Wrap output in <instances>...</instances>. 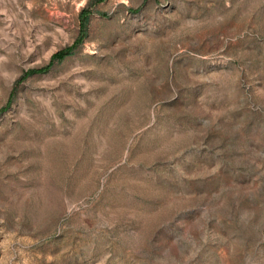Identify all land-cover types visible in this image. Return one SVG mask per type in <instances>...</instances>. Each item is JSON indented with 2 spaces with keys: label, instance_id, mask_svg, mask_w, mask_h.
I'll return each mask as SVG.
<instances>
[{
  "label": "rangeland",
  "instance_id": "rangeland-1",
  "mask_svg": "<svg viewBox=\"0 0 264 264\" xmlns=\"http://www.w3.org/2000/svg\"><path fill=\"white\" fill-rule=\"evenodd\" d=\"M0 264H264V0H0Z\"/></svg>",
  "mask_w": 264,
  "mask_h": 264
},
{
  "label": "trees",
  "instance_id": "trees-1",
  "mask_svg": "<svg viewBox=\"0 0 264 264\" xmlns=\"http://www.w3.org/2000/svg\"><path fill=\"white\" fill-rule=\"evenodd\" d=\"M80 26H81V36L79 37V40L82 38V34L84 32V26H85V20L84 19L81 21ZM71 50H72V47H67L65 49L59 50V51L54 53L53 58H62L66 54L70 53Z\"/></svg>",
  "mask_w": 264,
  "mask_h": 264
}]
</instances>
